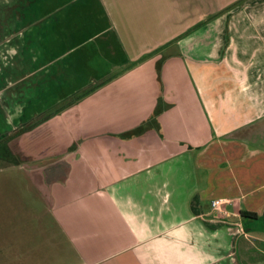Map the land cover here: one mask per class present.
Returning a JSON list of instances; mask_svg holds the SVG:
<instances>
[{
  "label": "crops",
  "instance_id": "1",
  "mask_svg": "<svg viewBox=\"0 0 264 264\" xmlns=\"http://www.w3.org/2000/svg\"><path fill=\"white\" fill-rule=\"evenodd\" d=\"M238 1L0 0V37L69 29L61 44L97 54L95 70L74 75L91 77L80 90L101 86L88 114L76 112V132L69 115L56 138L0 132V146L8 138L12 156L26 160L0 169L13 174L0 185L16 228L11 264L264 259V0ZM14 55H0V83L18 68ZM66 77L77 87L63 74L58 86ZM69 169L68 179L55 176Z\"/></svg>",
  "mask_w": 264,
  "mask_h": 264
},
{
  "label": "rangeland",
  "instance_id": "2",
  "mask_svg": "<svg viewBox=\"0 0 264 264\" xmlns=\"http://www.w3.org/2000/svg\"><path fill=\"white\" fill-rule=\"evenodd\" d=\"M247 1L249 2L250 0H239L237 3H246ZM214 15L210 14V17L213 19ZM45 28L32 29L29 26L19 28L16 34L17 37L13 35L14 33L11 34L6 30L3 32L2 37H0V55L6 57L8 54L16 52L17 58L15 55L12 58H15L18 64V68L15 71L12 70V73H7L6 82L3 80L0 83V132L10 131L13 132L14 136L25 135L26 133L37 136V133H41L39 131L44 129V131L50 134L51 138H56L59 136L58 128L63 131V125L61 126L60 124L67 122V115H69L71 120L69 131L76 132L83 125V120L79 121L78 116L77 120L76 112L77 114L79 111L84 113V115L88 114L89 109L85 107L87 106L86 104L90 103L85 102L89 101L91 96H96L94 95L96 89L101 87L98 86L94 90L90 86L81 91L80 89L85 87L80 85L81 81L88 82L91 77L88 74H85L86 76L84 75V77L74 76L77 73L78 75L81 73L83 65H86L88 69L91 65L92 69L95 70L97 54L95 53L93 56L91 46H78L77 50H75V46L73 45H71V48H68V44L66 46L63 43L61 44V38L65 34L67 36L69 29L64 32V30L58 28V24L53 29ZM15 44L17 45L16 49ZM77 51L78 53H76ZM25 56L29 60H32V64L29 63L31 61L28 62V65L24 63ZM9 59L2 61L7 68L9 66ZM82 71L85 72V70ZM59 74H63V76L69 75L73 78L74 82L77 79V87L68 84V82H72L69 77H66V86H58ZM73 88L80 91H76V93L71 92L72 94L69 95L70 90ZM106 94L107 92H104L98 96L99 99L102 98L101 103L103 102V104H107L106 100L111 99V95ZM13 104H17V107L9 109ZM60 114L62 115V119H59L61 118ZM129 119H131L130 116ZM89 120L90 116L87 119L85 117L83 127H88L87 123ZM61 137L63 138L64 136ZM36 139L38 140L33 144V147H36L35 144H41V136ZM8 141V138H5L0 146L1 170L6 169L5 167L8 162L14 165H22L26 161L25 158H22L24 160L22 161L20 155H14L15 158L17 157L16 159L12 156L13 152L9 151ZM79 142L73 143V146L68 149L67 154L75 152L78 146L83 143V141ZM22 154H24L23 151ZM79 159L80 157H77V160ZM74 160V156H72V158H67L66 162L70 164L77 162ZM69 171L70 169L65 170V172L57 173L55 176L59 178L63 177L66 180L71 176ZM12 175L8 170L3 173L0 172V185L8 183V178H11ZM4 191L8 192L7 187H0V193ZM35 205L38 208L37 204ZM10 207V199L7 201L0 195V264H11L10 257L16 256L10 251V244L13 243V240L9 237V233L12 229H16L13 226L15 225V221L11 220L12 217L9 214L12 210ZM213 211L223 214V212ZM241 247H243L242 242L240 243ZM19 248L21 252L18 255L23 258L26 256L25 250H23L22 245ZM257 257L252 254V260L257 261L256 264H264V259ZM13 261L19 263L17 258H13Z\"/></svg>",
  "mask_w": 264,
  "mask_h": 264
},
{
  "label": "built area",
  "instance_id": "3",
  "mask_svg": "<svg viewBox=\"0 0 264 264\" xmlns=\"http://www.w3.org/2000/svg\"><path fill=\"white\" fill-rule=\"evenodd\" d=\"M224 201L223 200H214L213 202H211V209L215 210V211H219L222 212L221 208L224 205Z\"/></svg>",
  "mask_w": 264,
  "mask_h": 264
},
{
  "label": "trees",
  "instance_id": "4",
  "mask_svg": "<svg viewBox=\"0 0 264 264\" xmlns=\"http://www.w3.org/2000/svg\"><path fill=\"white\" fill-rule=\"evenodd\" d=\"M96 88H97V87H96ZM96 88H94V90H95ZM242 217L245 218L246 220H248V219H254V218H253V217H254L253 214H249V213H246V212H243V213H242Z\"/></svg>",
  "mask_w": 264,
  "mask_h": 264
}]
</instances>
